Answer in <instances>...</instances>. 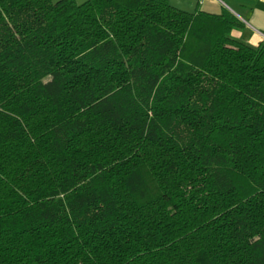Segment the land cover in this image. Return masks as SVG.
Listing matches in <instances>:
<instances>
[{
    "label": "trees",
    "instance_id": "1",
    "mask_svg": "<svg viewBox=\"0 0 264 264\" xmlns=\"http://www.w3.org/2000/svg\"><path fill=\"white\" fill-rule=\"evenodd\" d=\"M168 0H0V264H264V41Z\"/></svg>",
    "mask_w": 264,
    "mask_h": 264
},
{
    "label": "crops",
    "instance_id": "2",
    "mask_svg": "<svg viewBox=\"0 0 264 264\" xmlns=\"http://www.w3.org/2000/svg\"><path fill=\"white\" fill-rule=\"evenodd\" d=\"M173 6L193 12L229 11L241 24L231 30L233 38L251 45L264 41V0H168Z\"/></svg>",
    "mask_w": 264,
    "mask_h": 264
},
{
    "label": "rangeland",
    "instance_id": "3",
    "mask_svg": "<svg viewBox=\"0 0 264 264\" xmlns=\"http://www.w3.org/2000/svg\"><path fill=\"white\" fill-rule=\"evenodd\" d=\"M52 1H57V0H52ZM78 3H81V2H83V1H85V0H76Z\"/></svg>",
    "mask_w": 264,
    "mask_h": 264
}]
</instances>
